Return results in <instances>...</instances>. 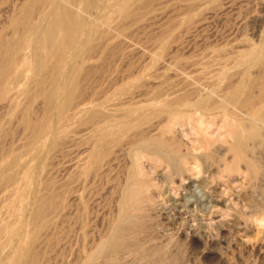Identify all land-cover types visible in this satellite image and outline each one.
I'll use <instances>...</instances> for the list:
<instances>
[{
	"label": "rangeland",
	"instance_id": "374dc122",
	"mask_svg": "<svg viewBox=\"0 0 264 264\" xmlns=\"http://www.w3.org/2000/svg\"><path fill=\"white\" fill-rule=\"evenodd\" d=\"M11 1L0 0V32ZM121 1L129 3L123 13ZM135 1L115 0L117 7L107 12L97 8L100 34L92 56L76 73L81 76L76 97L61 117L51 114L54 109L49 114L57 138L52 134L32 145L21 123L29 96L40 88L31 72L16 83L15 89H25L19 96L13 89L0 100V166L15 161L11 172L26 193L21 210L11 203L15 192L0 188V264L13 260L9 252L17 248L35 252L32 263L23 255L17 264H264V0ZM236 84L245 87L241 99L232 102L229 94ZM84 102L86 109L88 103L93 108L87 111ZM158 107L160 112L154 110ZM31 109L33 119L42 115V97ZM104 110L121 123L109 140L97 139L91 127L102 122ZM131 110L140 115L124 123ZM247 131L254 136L249 134L250 140ZM144 140H150L149 149L138 145ZM52 195L56 200L33 219V210ZM21 211L28 217L19 216ZM115 222L122 226L116 229ZM118 230L124 231L120 237ZM14 231L15 237L21 232L19 241ZM20 241H26L23 247Z\"/></svg>",
	"mask_w": 264,
	"mask_h": 264
},
{
	"label": "bare ground",
	"instance_id": "6f19581e",
	"mask_svg": "<svg viewBox=\"0 0 264 264\" xmlns=\"http://www.w3.org/2000/svg\"><path fill=\"white\" fill-rule=\"evenodd\" d=\"M11 1V0H10ZM113 1L115 0H14L11 1L13 2L12 4L10 3V6L8 7L7 10H9L8 12H10V16L9 18H7L8 22L6 24V26L4 27L3 30H1L0 32V100H4V99H7L5 98L6 95H8V92L12 91L14 89V95L16 96H19L18 93H20L21 91H24V90H21L23 89L22 87L19 89H15L18 87L19 84H16L17 82L20 81L21 78H26L27 76V72H31V75L32 76L31 78L33 80H36L38 81V83L40 84V88L37 89V95L35 94L34 96H29V102H28V106L25 107L26 109L23 110V113L21 115V123L24 125V127L26 129H28V131L30 132V142L32 143V145H38V143H42L44 140H48L49 137L54 133V127H53V123L51 124L50 122V119H49V114L50 112L54 109L55 112H51V114H55L56 117H61L63 115V113L68 110V107L70 106L72 100H73V97H76L74 96L75 93L77 92V82L79 83V81H77L76 79L79 77H75L76 76V73H78L79 71V68L81 67V65H83L82 63H84L85 60H87L86 57H91L92 56V52L94 51L95 47H94V40L96 39L97 35L100 34L99 33V26L102 25L99 20H98V12H97V8H99L100 10H107L108 8H112L114 6L113 4ZM133 2L135 0H132ZM119 2V0H118ZM116 3H117V0H116ZM120 3V2H119ZM131 3V2H130ZM135 3H138L137 1H135ZM134 3V4H135ZM128 2L127 1H121L120 4H118V9L123 13L125 11V9L128 7ZM132 4V3H131ZM114 7H117V6H114ZM131 8V7H130ZM4 9V8H3ZM115 9V8H114ZM129 8H127L128 10ZM1 10V9H0ZM110 10V9H109ZM3 11V10H2ZM113 11V9H112ZM117 11V10H116ZM107 12V11H106ZM130 12V11H129ZM9 14V13H8ZM112 14V13H110ZM119 14V13H118ZM125 15L127 14L124 13ZM123 14V15H124ZM129 14V13H128ZM127 14V15H128ZM1 15H3L1 13ZM101 15V14H100ZM99 15V16H100ZM109 15V14H108ZM107 15V16H108ZM121 15V13H120ZM111 16V15H109ZM102 17V16H101ZM105 17V15H104ZM123 17V16H122ZM128 17V16H127ZM130 17V16H129ZM4 18V17H3ZM2 18V19H3ZM111 19V18H110ZM111 21V20H110ZM109 22V21H108ZM113 22V21H112ZM103 23V21H102ZM110 24V23H109ZM105 25H108V24H105ZM111 25V24H110ZM109 27V26H108ZM2 28V27H1ZM104 25L103 27L101 28L103 30ZM109 29V28H108ZM111 31V30H110ZM105 33V32H104ZM100 36V35H99ZM102 37V36H101ZM104 38V37H103ZM99 39V38H98ZM106 46V45H105ZM102 48V47H101ZM264 48V47H263ZM99 49V48H98ZM103 49V48H102ZM254 50V49H253ZM251 53V52H250ZM102 54V53H100ZM103 54H104V51H103ZM247 54V52H246ZM107 55V54H106ZM248 55V54H247ZM100 56V55H99ZM102 56V55H101ZM108 56V55H107ZM245 56V55H244ZM251 56V55H250ZM253 57H255L254 55L252 57H250V59ZM86 58V59H85ZM249 58V57H248ZM92 59V58H90ZM105 59V58H104ZM105 60H108L107 58ZM111 61V60H110ZM251 61V60H250ZM86 62V61H85ZM90 62V60H89ZM96 62V61H95ZM88 63V62H87ZM92 63V61H91ZM91 66V65H90ZM84 67V66H83ZM85 72V71H83ZM80 73V72H79ZM91 73H93L91 71ZM29 77V76H27ZM85 77V76H84ZM250 77V76H249ZM81 78V76L79 77ZM25 80V79H24ZM77 81V82H76ZM11 82V83H10ZM245 82V80H244ZM25 83V82H24ZM153 83V82H152ZM217 83V82H216ZM221 83V82H220ZM242 83V82H241ZM11 84V85H10ZM13 84V85H12ZM38 84V85H39ZM17 85V87H16ZM24 85V84H23ZM42 86V87H41ZM126 86V85H125ZM80 87V85L78 86V88ZM124 86H122L123 88ZM244 87L242 84H236V86L231 89V92L229 94V97L230 99H232V102L233 100L237 101V97L238 99L240 98V96H238L239 94L242 95V91L244 90ZM263 89H264V86H262ZM38 88V86H37ZM217 89V87H216ZM230 89V88H229ZM227 89V90H229ZM215 90V89H214ZM264 92V90H262ZM26 92V91H25ZM142 92V91H141ZM226 92V91H225ZM257 92V91H256ZM17 93V94H16ZM24 93V92H23ZM21 93V94H23ZM216 93V92H215ZM226 94V93H224ZM11 95V94H10ZM228 95V93H227ZM28 96V95H27ZM42 97L43 99V103H44V110H43V113L42 115L37 118V119H33L32 117V112H31V105H33L34 101L36 100L37 97ZM211 95H209L210 97ZM224 96V95H223ZM226 96V95H225ZM9 97V95L7 96ZM209 97H207V99H209ZM12 103L14 105H18V101L15 97H12ZM27 98V99H28ZM100 99V98H99ZM203 99V98H202ZM205 99V98H204ZM241 99V98H240ZM239 99V100H240ZM183 100V99H182ZM224 100H227L224 99ZM59 101V102H58ZM204 101V100H203ZM209 101V100H208ZM206 101V102H208ZM230 101V100H229ZM227 101V102H229ZM74 103L76 101H73ZM176 102V101H175ZM181 102V101H179ZM199 102V101H198ZM196 102V103H198ZM201 102V101H200ZM213 102V101H212ZM231 102V101H230ZM229 102V103H230ZM231 102V103H232ZM2 103V102H0ZM5 103V102H4ZM11 103V102H10ZM92 105H93V102H91ZM103 103V102H102ZM187 102H184V104H186ZM237 103V102H236ZM249 103V101H248ZM12 104V105H13ZM40 104V103H39ZM77 106L78 104L75 103ZM85 102H84V106L83 104L81 106L85 107ZM95 104H97L95 102ZM101 104V103H100ZM100 104H97V105H100ZM173 104V103H172ZM182 104V105H184ZM193 104H195L193 102ZM202 104V103H201ZM199 104V105H201ZM208 104V103H207ZM205 103V105H207ZM219 105V103H217ZM245 105V103H243ZM9 105V104H8ZM90 106V108L93 106H91L89 103L87 104ZM86 105V106H87ZM153 106V103L151 104ZM150 105V106H151ZM157 105V104H156ZM187 105H190L189 103V100H188V104ZM186 105V106H187ZM192 105V104H191ZM198 105V106H199ZM204 105V104H203ZM215 105V104H214ZM235 105V104H234ZM6 106V105H5ZM72 106V105H71ZM80 106V104L78 105ZM96 106V105H95ZM102 106V105H101ZM149 106V105H148ZM176 106H179V104L175 105V108ZM193 108L194 106L196 105H192ZM227 106V105H226ZM7 107V106H6ZM132 107V106H129V108ZM135 107V106H134ZM154 107H157V106H154ZM166 107V106H165ZM190 107V106H188ZM186 107V108H188ZM205 107V106H204ZM215 107V106H214ZM71 108V107H70ZM74 108H78V107H73L71 109H74ZM89 107H86L84 109H86L87 111L90 110ZM91 108V109H92ZM103 108V106H102ZM101 108V110H103ZM128 107L124 108L123 110L127 109ZM136 108V107H135ZM152 108V107H151ZM161 108V106H160ZM163 108V107H162ZM196 108H199V107H196ZM195 108V109H196ZM202 108V106H201ZM207 109V107H205ZM217 108V107H215ZM80 109V107L78 108ZM77 109V110H78ZM84 109H81L80 111H86ZM97 109H100V108H97ZM95 108L94 111L97 110ZM132 109V108H131ZM134 109V108H133ZM132 109V110H133ZM144 108H142L143 110ZM148 109V108H147ZM159 107L157 109H154V110H158ZM169 109H170V106H169ZM173 110H175L173 107L171 108ZM180 109V108H179ZM204 109V108H203ZM221 109V108H220ZM219 109V110H220ZM223 106H222V109L223 110ZM92 110V111H93ZM130 110V109H129ZM127 111L128 114L125 118H123L125 121H123L124 123H126L131 116H133V120L135 119L134 115L133 114H136L134 111ZM142 110L139 109V111L142 112ZM145 110V109H144ZM153 110V108H152ZM151 110V111H152ZM166 110V108L164 109ZM172 110V111H173ZM181 110V109H180ZM183 110V109H182ZM189 110V109H187ZM192 110V109H190ZM189 110V111H190ZM255 110V109H254ZM71 111V110H70ZM75 111V110H73ZM106 110H104L103 112L105 113L104 115H101V116H105L107 112H105ZM147 110H145L144 112L146 113ZM150 111V110H149ZM160 112V109L158 110ZM157 111V112H158ZM162 111V110H161ZM169 111V110H168ZM188 111V112H189ZM200 111V110H199ZM90 112V111H89ZM101 112V111H100ZM154 111H152L151 113H153ZM156 112V111H155ZM156 112V113H157ZM167 112V111H165ZM183 112H186V111H183ZM203 112V111H201ZM207 112V111H206ZM71 113V112H70ZM82 113V112H81ZM87 113V112H86ZM94 114V112H92ZM91 113V114H92ZM102 113V112H101ZM150 113V112H149ZM174 113V112H173ZM172 112H170V115H173ZM176 113V112H175ZM205 113V112H204ZM235 113V112H234ZM254 113V112H252ZM258 113V112H256ZM53 114V115H54ZM69 114V112L67 113ZM66 114V115H67ZM73 114V113H71ZM70 114V115H71ZM79 114V113H78ZM89 114V113H88ZM103 114V113H102ZM109 114V117H111V113H107ZM123 114H124V111H123ZM147 114V113H146ZM163 114V113H162ZM169 114V113H168ZM177 114V113H176ZM183 114V113H182ZM99 115V112L98 114L95 113L93 115L94 118H96L97 116ZM125 115V114H124ZM138 115V114H136ZM140 115V113H139ZM138 115V116H139ZM143 115V113H142ZM255 115V114H254ZM258 115V114H257ZM256 115V116H257ZM19 116V115H18ZM52 116V115H51ZM73 116V115H72ZM85 116V115H84ZM100 116V117H101ZM116 116V115H115ZM166 116V115H165ZM165 116H162V118H165ZM66 118V116H64ZM69 117V116H68ZM71 117V116H70ZM75 117V116H74ZM73 117V118H74ZM88 117V116H87ZM90 117V116H89ZM99 117V116H98ZM99 117V118H100ZM108 117V116H107ZM106 116L104 117V119H102V122L100 121L101 119H99V121L101 123H98L96 124V126H91L92 123L94 125V122H91L89 125V122L90 120L87 122V124L91 127H94V132L92 134L95 135L97 137V139H100V140H109L108 138H111L113 136H115L116 134V128L119 126V124H121L120 122L117 123V122H114L112 120V118L110 119L109 117L107 118ZM170 117V116H169ZM53 118V116H52ZM160 118V117H159ZM167 118V116H166ZM171 118V117H170ZM175 118V117H174ZM54 119V118H53ZM52 119V121H53ZM64 119V118H63ZM90 119V118H89ZM93 119V118H92ZM115 119V118H114ZM117 119V118H116ZM115 119V120H116ZM132 119L130 121H132ZM169 119V118H168ZM168 119H166L168 121ZM173 119V118H172ZM67 121H69L68 119H66ZM71 120V119H70ZM73 120V119H72ZM97 120V119H96ZM118 120V119H117ZM116 120V121H117ZM62 121V120H61ZM93 121V120H92ZM120 121V120H119ZM122 121V120H121ZM137 121V119H136ZM164 121V120H163ZM171 121V120H170ZM242 121V120H241ZM98 122V121H97ZM252 122V120L250 121ZM59 123V122H58ZM85 123V122H84ZM96 123V121H95ZM130 123V122H129ZM139 123V122H137ZM161 123V121H160ZM62 124V123H61ZM67 124V123H66ZM70 122H69V126H70ZM136 124V123H135ZM141 124V122H140ZM236 124V123H235ZM246 124V123H244ZM255 124V122H254ZM22 125V126H23ZM57 125V124H56ZM124 125V124H123ZM131 125V123H130ZM59 126V125H58ZM64 126V125H63ZM67 126V127H69ZM66 127V129H68ZM90 129H93L91 128ZM242 127V126H241ZM245 126H243L244 128ZM60 128V126L58 127ZM63 127H61L60 129H62ZM125 128V127H124ZM236 128V127H234ZM254 128V127H253ZM121 129V128H120ZM127 129V128H126ZM238 129H240V125L238 127ZM236 130V131H239V130ZM245 129V128H244ZM242 129L244 132L246 130ZM256 129V128H254ZM6 130V129H5ZM55 130L57 131V129L55 128ZM241 130V129H240ZM91 131V130H90ZM141 131V130H140ZM153 131V130H152ZM255 130L251 131L252 133L254 132ZM257 131V129H256ZM59 132V131H58ZM63 132V131H62ZM235 132V130L233 131ZM240 132V131H239ZM242 132V131H241ZM240 132V133H241ZM249 131H247V134L245 133V135H248V138H246V140L249 139V134L248 133ZM238 133V132H237ZM58 133H55L56 135V138H57V135ZM60 134H61V131H60ZM236 135V133H233ZM242 134V133H241ZM255 134V132H254ZM1 135V134H0ZM18 135V134H17ZM27 135V134H26ZM54 135V136H55ZM140 135V134H139ZM241 136V135H240ZM244 136V135H243ZM253 135L251 134V137ZM258 136V135H257ZM94 137V136H93ZM242 137V136H241ZM240 137V139H241ZM247 137V136H246ZM254 137V136H253ZM143 138V137H142ZM141 138V139H142ZM145 138V137H144ZM116 139V138H115ZM120 139V137H119ZM140 139V140H141ZM150 139V138H149ZM244 139V138H243ZM241 139V140H243ZM252 139V138H251ZM52 140V139H51ZM96 140V139H95ZM112 140V139H111ZM157 140V138H156ZM250 140V139H249ZM110 141H108L107 143H109ZM114 142V141H113ZM138 142V141H137ZM239 142V140H238ZM40 143V144H41ZM98 143V142H97ZM100 143V141H99ZM102 143V142H101ZM139 144L138 145H142V146H147L150 144V140L149 141H142V142H138ZM155 144V142H153ZM161 143H163V141H161ZM165 143V142H164ZM237 143V142H236ZM30 144V143H29ZM96 144V143H95ZM94 144V145H95ZM105 144V143H104ZM152 144V143H151ZM207 144V143H206ZM2 145V144H1ZM108 145V144H106ZM239 145V144H238ZM242 145V144H241ZM246 145V144H245ZM30 146V145H29ZM149 146H148V149H149ZM156 147H158L157 145H155ZM240 146V145H239ZM243 146V145H242ZM7 147V146H6ZM166 147V146H165ZM151 148V147H150ZM237 148V146H236ZM243 148V147H242ZM35 149V147H34ZM89 149V148H88ZM159 149V148H158ZM158 149L156 150H153L151 148L152 151H157ZM162 149V148H161ZM240 149H241V146H240ZM239 149V151H240ZM246 149V148H245ZM244 149V150H245ZM87 150V149H86ZM93 150V149H92ZM94 150H95V147H94ZM164 150H167V149H164ZM233 150L235 151V149L233 148ZM243 150V149H242ZM47 151V150H46ZM125 151V150H124ZM123 151V152H124ZM91 152V151H90ZM161 152V151H160ZM163 152V150H162ZM96 153V152H95ZM94 153V154H95ZM97 153L99 154V152L97 151ZM164 153V152H163ZM166 153V152H165ZM169 153V152H167ZM160 154V153H159ZM241 154V153H240ZM243 154V153H242ZM241 154V155H242ZM46 155V154H45ZM90 155V154H89ZM170 155V154H169ZM244 157H245V154H243ZM95 156V155H94ZM164 156V155H163ZM88 157V156H87ZM89 157H92V159L94 158L91 154V156ZM102 157V156H101ZM100 157V158H101ZM170 157V156H168ZM168 157H167V160H168ZM240 157H243V156H240ZM77 159V158H76ZM90 159V158H89ZM99 159V158H98ZM27 160V159H26ZM69 160V159H68ZM97 160V159H96ZM103 160V159H102ZM111 160V159H110ZM109 160V161H110ZM17 161V160H16ZM85 161V160H84ZM94 161V160H93ZM100 161V160H99ZM172 161V160H171ZM6 162V161H5ZM19 162V160H18ZM92 162V161H90ZM4 163V161H3ZM1 164L0 166V188L3 187L6 191L7 188H11L10 190H13L16 194V197H14L13 199V202L11 201V203L15 204V205H19L20 208L21 206L23 205V202L26 203V198L25 194L22 193V191H20V189L24 186H20V185H17V176L18 174H15V173H12L11 172V168L15 165V161L12 160V161H7V163L5 164ZM20 163V162H19ZM93 163V162H92ZM96 163V162H95ZM106 163V162H105ZM172 163V162H171ZM19 165V164H18ZM41 166V165H40ZM19 167V166H18ZM18 167L16 168V170L18 169ZM94 167V166H93ZM14 168V167H13ZM12 168V169H13ZM253 167L252 166V170H253ZM26 171L28 172L27 168H25ZM32 169V168H31ZM97 170V169H96ZM107 170V169H106ZM255 170V169H254ZM13 171V170H12ZM30 171V170H29ZM33 171H34V167H33ZM36 171V169H35ZM24 172V171H23ZM83 172V171H82ZM175 172V171H174ZM29 173V172H28ZM32 173V171H31ZM26 174V173H25ZM24 174V175H25ZM86 174V173H85ZM32 175V176H31ZM30 176L31 177H34L33 175H35V173L33 172V174H31ZM38 175V174H37ZM25 177V176H23ZM30 177V178H31ZM73 177V176H72ZM27 179V177H25ZM33 179V178H32ZM29 180V179H28ZM31 180V179H30ZM29 180V181H30ZM35 180V179H34ZM27 181V183L29 182ZM36 181V180H35ZM34 182V181H33ZM88 182V181H87ZM26 183V182H25ZM30 185V184H29ZM34 185V184H33ZM87 185V184H86ZM19 186V188H18ZM31 186V185H30ZM32 187V186H31ZM29 188V187H28ZM27 188V191L30 190ZM35 188V187H34ZM2 189V188H1ZM33 189V188H32ZM31 189V190H32ZM42 189V188H41ZM13 191L11 194H13ZM7 192V191H6ZM31 193V192H30ZM128 193H129V190H128ZM133 193V192H132ZM2 194H5V193H2ZM32 194V193H31ZM9 195V194H8ZM29 195V194H28ZM135 195V194H134ZM0 196H3V195H0ZM10 196V195H9ZM15 196V195H13ZM12 196V197H13ZM32 197V195H30ZM38 196V195H37ZM40 196V195H39ZM38 196V198H40ZM130 196V195H129ZM30 197V198H31ZM36 197V196H35ZM33 197V201L34 199H37ZM128 197V196H127ZM126 197V198H127ZM9 198V197H8ZM29 198V197H28ZM44 198V196H43ZM41 198V199H43ZM9 199H12V198H9ZM45 200H42L41 201V204L39 206V209L37 210V212L35 210H33L35 212V214L33 215V219H36L37 217H41V213L43 212V209L44 207L47 205V204H51L54 202L55 199V195H52L50 198L46 199L44 198ZM73 199V198H72ZM133 199V198H132ZM25 200V201H24ZM32 200V198H31ZM74 200V199H73ZM29 201V200H28ZM27 201V202H28ZM124 201V199H123ZM122 201V202H123ZM39 202V201H38ZM131 202V201H130ZM30 203V202H29ZM36 203V202H35ZM10 204V203H9ZM12 204V205H13ZM125 204V203H124ZM26 205V204H25ZM25 205L23 207H25ZM52 205V204H51ZM122 205V204H121ZM4 206V204H3ZM10 206V205H9ZM16 206V207H18ZM28 206V205H27ZM62 206V205H61ZM123 206V205H122ZM125 206V205H124ZM128 206V205H127ZM15 208V207H14ZM32 208V207H31ZM34 208V207H33ZM38 208V207H36ZM5 209V208H4ZM25 209V208H24ZM27 209H30V205H29V208ZM62 209V208H61ZM123 209H126V208H123ZM14 210V209H13ZM16 210V209H15ZM22 210V208H21ZM45 210V209H44ZM60 210V209H59ZM18 211V209H17ZM29 211V210H28ZM13 212V211H12ZM24 212V211H23ZM23 212L21 211V213L19 214V216H21L23 214ZM26 212V211H25ZM125 212V210H124ZM18 214V212H16ZM30 213V212H29ZM28 213V215H29ZM126 213V212H125ZM8 214H9V211H8ZM11 214H14V213H11ZM27 214V213H26ZM24 215L26 217H28L27 215ZM128 213H126L127 215ZM123 215V214H122ZM12 216V215H11ZM14 216L16 215H13L11 218H13ZM48 216V215H47ZM22 217V216H21ZM25 217V218H26ZM17 218V217H16ZM23 218V217H22ZM32 217L30 216L29 219H31ZM126 217H124L125 219ZM133 218V216H132ZM5 219V218H4ZM24 219V218H23ZM120 219V218H119ZM14 220V219H12ZM28 220V219H27ZM39 220V219H38ZM11 221V220H10ZM9 221V222H10ZM15 221V220H14ZM14 221H11V222H14ZM20 221H22L20 219ZM120 221V220H119ZM118 221V222H119ZM7 221V224L9 223ZM18 222V221H17ZM26 222V220H25ZM37 222V220H36ZM40 222V221H39ZM117 222V224H118ZM22 223V222H21ZM32 223V222H30ZM129 223V222H128ZM127 223V224H128ZM4 224V223H3ZM6 224V226H8ZM16 224V223H15ZM18 224H20L18 222ZM23 224V223H22ZM21 224V226H22ZM37 224V223H36ZM116 222L114 223V225H116ZM130 224V223H129ZM2 225V224H1ZM0 225V227H1ZM24 225V224H23ZM26 225V223H25ZM24 225V226H25ZM30 227H31V224H29ZM35 225V224H34ZM133 225V224H132ZM20 226V227H21ZM28 226V225H27ZM26 226V228H27ZM40 226V225H39ZM118 226H122V224L118 225ZM118 226L116 227V229L118 228ZM9 227L11 228V226L9 225ZM114 227V226H113ZM4 227H2V230H3ZM15 228V227H14ZM19 228V227H18ZM17 228V229H18ZM22 228V227H21ZM21 228H20V231H21ZM24 228V229H26ZM6 229H9V228H6ZM16 229V228H15ZM23 229V228H22ZM28 229V228H27ZM32 229V228H31ZM113 229V228H112ZM121 229V228H120ZM13 230V228H12ZM115 230V229H114ZM5 231V230H3ZM16 231V230H15ZM12 232V236H14V234H16V232ZM20 231H18V235H16L17 237L20 236L19 233H21ZM28 231V230H27ZM130 231V230H128ZM132 231V230H131ZM6 232V231H5ZM11 232V231H9ZM24 232V231H23ZM30 232V230H29ZM28 232V233H29ZM37 232V231H36ZM108 232V231H107ZM126 232V231H125ZM8 233V232H7ZM14 233V234H13ZM124 233L123 230H118L117 234H116V237H120L122 234ZM128 233V232H127ZM130 233V232H129ZM132 233V232H131ZM4 234V233H3ZM111 234H114L115 236V233H111ZM7 235V234H6ZM31 235H34V234H31ZM10 236V233L9 235ZM12 236L11 237V240H12ZM23 236V235H22ZM21 236V237H22ZM30 236V235H29ZM3 237V236H1ZM0 237V238H1ZM4 237L7 238V236L4 235ZM15 237V236H14ZM17 237H15L14 239H16ZM36 237V236H35ZM125 237V235L123 236ZM121 237V238H123ZM24 238V236H23ZM8 239V238H7ZM6 239V240H7ZM13 239V240H14ZM18 241H19V238H17ZM36 239V238H35ZM108 239V238H107ZM117 239V238H116ZM125 239V238H124ZM2 240V239H1ZM10 240V239H8ZM10 240V241H11ZM26 240V239H24ZM29 240V239H28ZM27 240V241H28ZM113 240H114V237H113ZM127 240V239H126ZM10 241H7L8 244ZM17 240H15L16 242ZM23 241V240H22ZM22 241L21 242V246L23 244H25V242H23L22 244ZM105 241V240H104ZM103 241V243H104ZM109 241V240H108ZM129 242V240H127ZM5 243H7L6 241H4ZM14 242V243H15ZM19 242V243H20ZM117 242V241H116ZM122 241H120L121 243ZM125 241H123L124 243ZM1 243V241H0ZM28 243V242H27ZM30 243V242H29ZM112 243V242H111ZM115 243V242H113ZM122 243V245H123ZM130 243V242H129ZM106 244V243H105ZM110 244V243H109ZM108 243L106 245H109ZM116 244V243H115ZM1 245V244H0ZM3 245V243H2ZM10 245L12 246L13 248V245H12V242L10 243ZM17 245V244H16ZM105 245V246H106ZM113 245V244H112ZM120 245V244H119ZM126 245V244H125ZM24 246V245H23ZM22 246V247H23ZM27 246V245H26ZM100 246V245H99ZM111 246V244L109 245ZM118 247V245H116ZM127 246H130L127 245ZM126 246V247H127ZM3 247V246H2ZM21 247V248H22ZM112 247V246H111ZM120 247V246H119ZM1 248V246H0ZM5 248V247H3ZM2 248V249H3ZM101 248V247H100ZM116 248V247H115ZM124 248V247H122ZM25 249V248H24ZM34 249V248H33ZM95 249V248H94ZM113 249V248H112ZM92 250V249H91ZM97 250H98V247H97ZM102 250V249H101ZM97 251V252H102V251ZM105 250V248H104ZM109 251V249H107ZM118 250V249H117ZM2 251V250H0ZM8 251V250H7ZM15 251V249H13V252ZM122 251V250H121ZM12 252V250L9 252L12 253L10 255L14 256L13 260L9 261L8 264H17L16 262L20 259L21 256H25L26 258H28V262H31L34 260L35 258V252H32L31 249H27V250H21L19 248L16 249L15 251V255H13L14 253ZM108 253V252H107ZM112 253V251L110 252V254ZM114 253V252H113ZM156 253V252H155ZM164 253V252H163ZM4 254V253H3ZM93 254L95 255H98L96 254V252H94ZM103 254V253H102ZM105 254V253H104ZM103 254V255H104ZM157 254V253H156ZM92 255V254H91ZM100 256V255H99ZM106 256V255H105ZM143 256V255H142ZM93 257V256H92ZM95 258V257H93ZM25 259V258H24ZM89 259V258H88ZM91 259V258H90ZM89 259V261H90ZM96 259V258H95ZM157 259V258H156ZM6 261V262H7ZM24 262V261H23ZM92 262V261H91ZM34 263V262H33ZM24 264V263H23Z\"/></svg>",
	"mask_w": 264,
	"mask_h": 264
},
{
	"label": "clouds",
	"instance_id": "9594fccd",
	"mask_svg": "<svg viewBox=\"0 0 264 264\" xmlns=\"http://www.w3.org/2000/svg\"><path fill=\"white\" fill-rule=\"evenodd\" d=\"M262 222H264V221H262Z\"/></svg>",
	"mask_w": 264,
	"mask_h": 264
}]
</instances>
